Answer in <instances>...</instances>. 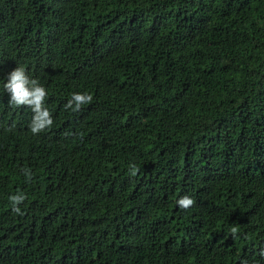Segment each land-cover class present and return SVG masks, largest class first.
Segmentation results:
<instances>
[{"label": "trees", "instance_id": "obj_1", "mask_svg": "<svg viewBox=\"0 0 264 264\" xmlns=\"http://www.w3.org/2000/svg\"><path fill=\"white\" fill-rule=\"evenodd\" d=\"M15 66L53 123L0 92V264H264V0H0Z\"/></svg>", "mask_w": 264, "mask_h": 264}, {"label": "clouds", "instance_id": "obj_2", "mask_svg": "<svg viewBox=\"0 0 264 264\" xmlns=\"http://www.w3.org/2000/svg\"><path fill=\"white\" fill-rule=\"evenodd\" d=\"M0 92L7 94L6 103L10 108L27 107L30 109L32 115L28 127L33 134L42 132L52 125V115L45 105L47 90L37 79L31 78L26 73L24 67L15 66L5 76L0 77ZM90 101V95L84 92H73L71 93V98L64 104V107L77 111L82 105H86ZM135 171L136 166H130V172L135 173ZM26 175L30 174L26 172ZM8 199L11 202L12 210L19 213L20 207L18 205L25 199L24 195L16 193L10 195ZM193 203L194 200L187 195L176 200L178 209H188ZM231 231L235 233L236 229L233 228Z\"/></svg>", "mask_w": 264, "mask_h": 264}]
</instances>
